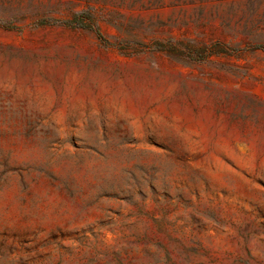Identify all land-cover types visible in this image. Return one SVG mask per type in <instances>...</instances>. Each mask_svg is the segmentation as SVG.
Segmentation results:
<instances>
[{"label":"rangeland","instance_id":"rangeland-1","mask_svg":"<svg viewBox=\"0 0 264 264\" xmlns=\"http://www.w3.org/2000/svg\"><path fill=\"white\" fill-rule=\"evenodd\" d=\"M0 264H264V0H0Z\"/></svg>","mask_w":264,"mask_h":264},{"label":"trees","instance_id":"trees-1","mask_svg":"<svg viewBox=\"0 0 264 264\" xmlns=\"http://www.w3.org/2000/svg\"><path fill=\"white\" fill-rule=\"evenodd\" d=\"M88 17L87 16H81L80 14L75 15L72 19H68L65 20L64 23L66 25H70V26H80V27H86L89 26L88 24H86V19Z\"/></svg>","mask_w":264,"mask_h":264}]
</instances>
